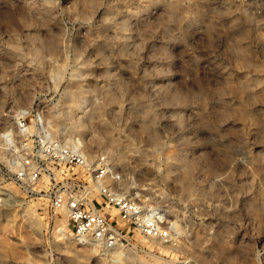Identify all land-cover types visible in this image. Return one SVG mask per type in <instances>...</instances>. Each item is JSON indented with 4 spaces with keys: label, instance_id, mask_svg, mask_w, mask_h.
I'll return each instance as SVG.
<instances>
[{
    "label": "clouds",
    "instance_id": "9594fccd",
    "mask_svg": "<svg viewBox=\"0 0 264 264\" xmlns=\"http://www.w3.org/2000/svg\"><path fill=\"white\" fill-rule=\"evenodd\" d=\"M0 264H264V0H0Z\"/></svg>",
    "mask_w": 264,
    "mask_h": 264
},
{
    "label": "built area",
    "instance_id": "2783aa9c",
    "mask_svg": "<svg viewBox=\"0 0 264 264\" xmlns=\"http://www.w3.org/2000/svg\"><path fill=\"white\" fill-rule=\"evenodd\" d=\"M94 204H96L97 207H99V202L98 201H93Z\"/></svg>",
    "mask_w": 264,
    "mask_h": 264
}]
</instances>
